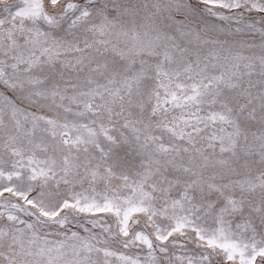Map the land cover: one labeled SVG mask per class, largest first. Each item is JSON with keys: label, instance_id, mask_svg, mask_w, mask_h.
<instances>
[{"label": "snow or ice", "instance_id": "snow-or-ice-1", "mask_svg": "<svg viewBox=\"0 0 264 264\" xmlns=\"http://www.w3.org/2000/svg\"><path fill=\"white\" fill-rule=\"evenodd\" d=\"M0 264H264V0H0Z\"/></svg>", "mask_w": 264, "mask_h": 264}]
</instances>
